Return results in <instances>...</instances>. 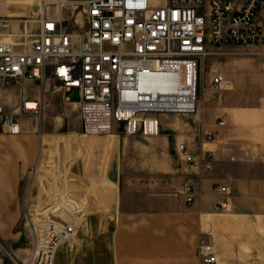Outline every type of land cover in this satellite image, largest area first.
Segmentation results:
<instances>
[{
	"label": "crops",
	"instance_id": "0c3cea01",
	"mask_svg": "<svg viewBox=\"0 0 264 264\" xmlns=\"http://www.w3.org/2000/svg\"><path fill=\"white\" fill-rule=\"evenodd\" d=\"M43 1L39 7L33 0L30 7L40 13ZM233 1L239 9L245 0ZM10 5L7 0L2 8L7 16ZM259 20L264 22V9ZM217 74L233 88L212 89L206 81L197 114L160 116L162 133L155 137L127 136L119 125L108 136H88L79 100L69 97L78 90L49 94L56 87L49 80L42 95L41 85L25 82L27 92L38 90L32 99L42 101L43 116L41 122L21 120L18 136L0 133V228L22 220L21 185L49 156L51 119L62 114L75 137L67 163L73 164L74 185L83 188L77 202L89 212L74 240L73 264H203L198 248L206 234L217 264H264V52L231 60ZM218 121L225 122L219 137L207 141L204 132ZM180 144L194 164L178 150ZM209 152L215 154L211 170L205 167ZM190 179L192 203L185 193ZM220 204L225 213L216 212Z\"/></svg>",
	"mask_w": 264,
	"mask_h": 264
},
{
	"label": "built area",
	"instance_id": "2783aa9c",
	"mask_svg": "<svg viewBox=\"0 0 264 264\" xmlns=\"http://www.w3.org/2000/svg\"><path fill=\"white\" fill-rule=\"evenodd\" d=\"M0 0V133L18 136L21 120L41 119V100L30 99L25 82L56 84L54 91L78 90L79 115L84 134L108 136L122 126L127 136L155 137L162 133L159 117H190L198 112L200 60L209 49L226 46L264 47V22L259 20L264 0H245L236 9L233 0H74L83 8L85 30L69 31L61 14L44 8L34 21L36 33L14 30L29 23L5 15ZM226 84L216 74L212 89ZM21 90L14 112L6 110L2 93ZM33 105V106H31ZM224 121L204 132L216 140ZM189 164L194 157L180 144ZM215 154L205 158L211 170ZM194 180L185 186L188 203L194 201ZM225 192V188H218ZM84 208L70 196L54 201L41 215L26 216L34 245L20 261L0 243V264H56L59 249L74 243ZM216 212L225 213L223 205ZM203 264H217L209 235L199 240Z\"/></svg>",
	"mask_w": 264,
	"mask_h": 264
},
{
	"label": "rangeland",
	"instance_id": "374dc122",
	"mask_svg": "<svg viewBox=\"0 0 264 264\" xmlns=\"http://www.w3.org/2000/svg\"><path fill=\"white\" fill-rule=\"evenodd\" d=\"M32 1L33 0H10L11 5L8 8V12L11 17H16L18 19L23 18V21L29 22L27 24L17 22L18 27L16 29L14 28V30L17 31L16 33H21L25 29V26H27L29 32L36 33L37 24L34 21L38 18L39 13L37 12L36 7H30ZM47 1L64 2L60 6L59 4L47 5L45 6V9L50 14H61L66 20L65 26L69 31L86 29L84 14L82 12L83 8L77 7L76 4H73L72 2L74 0ZM34 3L41 7L40 0ZM23 8L25 9L23 10ZM31 21L34 23H30ZM262 49H264V47L255 49L247 48L245 51H236L225 48L218 51L210 48L209 54L202 58L199 64V96L206 81L209 82L217 73L221 72L225 68L226 63L234 59L254 57L258 52H264L260 51ZM226 86H229L231 89L233 88V84L230 83L228 79L226 80L224 87ZM54 89V85L51 86L49 94L57 92L54 91ZM27 94L29 98L32 99L35 95H39V92L34 88L33 90H28ZM2 95L7 101L6 110L8 112H14L20 101L21 90L18 88H10L9 90L4 91ZM69 97L73 102L79 100L76 91L70 93ZM51 120L55 129L50 138L53 142L50 146L51 149L49 151V156H47L40 165L35 166L25 180H23L21 185L20 199L23 205V218L17 226L0 228V243L13 257L20 261H24L29 257L34 245V238L27 225L26 216L28 214H33L34 216L43 214L45 209L47 210L49 207L50 203L52 204L57 199L65 196H70L77 201L78 192L83 189L74 185L73 164L71 161L67 163V160L71 159V157H68V154H71L74 151L72 145L75 139V137L68 131V120L65 119L62 114L53 115ZM39 122H41V120ZM45 201H48L49 204L46 205L45 203L44 205ZM82 206L85 205L83 204ZM88 215L89 212L84 209L81 224L86 221ZM63 247L67 249H64ZM61 248L57 253L56 264H73L70 257L71 254H73L72 250L75 248V242L71 244V247L70 245H64Z\"/></svg>",
	"mask_w": 264,
	"mask_h": 264
},
{
	"label": "bare ground",
	"instance_id": "6f19581e",
	"mask_svg": "<svg viewBox=\"0 0 264 264\" xmlns=\"http://www.w3.org/2000/svg\"><path fill=\"white\" fill-rule=\"evenodd\" d=\"M64 2H54V1H47V0H44L43 1V3H42V11L44 10V8H45V6H47V5H51V4H59V6L61 5V4H63ZM57 10H59V9H57ZM31 106H33V105H31Z\"/></svg>",
	"mask_w": 264,
	"mask_h": 264
}]
</instances>
